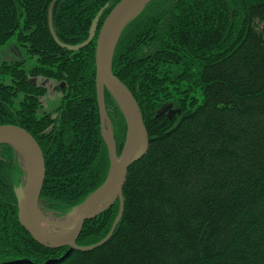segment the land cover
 <instances>
[{
    "label": "trees",
    "instance_id": "trees-1",
    "mask_svg": "<svg viewBox=\"0 0 264 264\" xmlns=\"http://www.w3.org/2000/svg\"><path fill=\"white\" fill-rule=\"evenodd\" d=\"M118 0H0V124L24 128L41 149L40 210L67 215L104 181L109 154L97 106L94 45ZM32 61L29 67L25 63ZM112 73L134 97L148 138L127 169L122 215L109 239L56 264H264V0H152L121 29ZM60 81L54 113L44 86ZM116 153L125 123L103 89ZM181 109L180 115L169 111ZM16 151L0 144V264H43L47 249L19 225ZM118 200L87 220L79 247L108 234Z\"/></svg>",
    "mask_w": 264,
    "mask_h": 264
},
{
    "label": "water",
    "instance_id": "water-1",
    "mask_svg": "<svg viewBox=\"0 0 264 264\" xmlns=\"http://www.w3.org/2000/svg\"><path fill=\"white\" fill-rule=\"evenodd\" d=\"M149 1L152 0H118L108 11L98 29L94 45L97 102L101 103V96L103 95V89L98 90V81H100L102 87L106 88L119 104L125 123L124 138L118 157H113L114 149L109 151V143L103 134L102 112H100L101 135L108 149L109 168L102 184L66 215V219L62 222H67L68 226L66 225L62 232L54 234L51 231L48 232L46 227L41 225L39 219L38 197L44 180V163L40 147L24 128L14 124H0V144L9 145L17 153L20 150L24 151L27 158V164L22 160L26 165L24 186L22 189L15 191L16 215L19 225L34 242L44 248L52 250L67 248L59 259H49L43 264H56L71 252L89 251L102 245L109 239L122 215L121 189L127 169L142 157L147 149L148 138L134 97L111 71L110 57L123 26L132 15ZM54 2L55 0H50L47 7V27L49 34L57 42L49 18L50 8ZM116 200L119 204L118 212L106 237L92 246H77L76 241L84 223L102 213ZM6 264L31 263L23 259Z\"/></svg>",
    "mask_w": 264,
    "mask_h": 264
},
{
    "label": "rangeland",
    "instance_id": "rangeland-1",
    "mask_svg": "<svg viewBox=\"0 0 264 264\" xmlns=\"http://www.w3.org/2000/svg\"><path fill=\"white\" fill-rule=\"evenodd\" d=\"M21 54H22V52L17 48V46L13 42H11L7 46H3L0 48V62L1 61H10V60H15V59H20V58H22ZM31 64H32V61L25 63V65H26L25 67H29ZM31 80L35 83L42 84L44 86V94L41 98L42 105L39 108V113L40 112L54 113V108L58 104L60 97H61V94H62L61 90L57 87V85L60 84V81H53L50 79L39 78V77H31ZM116 104L119 107V104L117 102H116ZM97 106H98V113L100 114V112H102L103 132H105V131L109 132V134H110L109 139H110V141L113 142V144L115 146L114 139H113L112 127H111L109 118L107 117L105 107H104L103 95L101 96V103H99V101H98ZM119 111L121 112L120 107H119ZM169 112H170L169 114H172L174 112L175 115H180L181 109L179 110V109L175 108ZM181 114H182V112H181ZM111 149H114V148H111ZM109 151H111V150H109ZM118 154L116 153V149H114L113 157L117 158ZM16 155H17V162L20 164L19 170L21 171L22 175H21L20 183L17 186V188H15L14 191H17L18 189L23 188L24 183H25V175H26V172H25L26 165L23 163V161L25 162V159L21 158L20 154H18L17 152H16ZM40 216H43L44 220L47 219L46 221H49L50 223L62 222L63 220L66 219V215H63L61 217H57L53 213L48 212L46 210H40ZM50 223L44 224V227H46L47 230H50L52 228V226L49 225ZM17 260H23V258L17 259ZM25 260H27V259H25Z\"/></svg>",
    "mask_w": 264,
    "mask_h": 264
},
{
    "label": "bare ground",
    "instance_id": "bare-ground-1",
    "mask_svg": "<svg viewBox=\"0 0 264 264\" xmlns=\"http://www.w3.org/2000/svg\"><path fill=\"white\" fill-rule=\"evenodd\" d=\"M102 89H104V88L102 87L101 82L98 81V90L101 91ZM103 134H104L105 138L107 139V141L109 143L110 150H113L111 148H114L115 149V146H114L113 142L110 141V139H109V135H110L109 132L108 131H105V132H103ZM18 153L20 154L21 158L25 159V164H27V158H26L25 152L22 151V150H20V151H18ZM39 219H40L41 225H43V226L46 223H50L49 221H46L47 219L44 220L43 216H39ZM50 224L52 225V228L50 230H47V231L48 232L51 231L53 234L54 233H60V232H62V229L66 225L68 226V223L65 222V221L64 222H55V223H50Z\"/></svg>",
    "mask_w": 264,
    "mask_h": 264
}]
</instances>
